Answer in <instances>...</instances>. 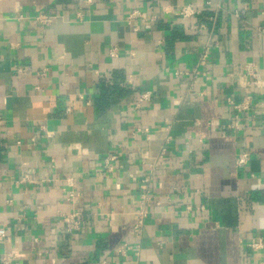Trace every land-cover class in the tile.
Here are the masks:
<instances>
[{"label": "crops", "instance_id": "obj_1", "mask_svg": "<svg viewBox=\"0 0 264 264\" xmlns=\"http://www.w3.org/2000/svg\"><path fill=\"white\" fill-rule=\"evenodd\" d=\"M263 179L264 0H0V264H264Z\"/></svg>", "mask_w": 264, "mask_h": 264}, {"label": "built area", "instance_id": "obj_2", "mask_svg": "<svg viewBox=\"0 0 264 264\" xmlns=\"http://www.w3.org/2000/svg\"><path fill=\"white\" fill-rule=\"evenodd\" d=\"M92 0H87V2H91ZM248 10V6H244L238 10L235 11V15L237 17H244L246 12ZM197 13L196 11H194L190 6H185L182 8L181 10V16L183 18H188L191 15ZM37 20H39L42 23H50L52 21V16L51 14L47 13V12H42L40 14H38L36 16ZM142 19L143 21L147 20V16L140 12L139 10H133L127 17L128 23L132 24V22L135 19ZM135 30H138L137 26L134 27ZM202 28H205L204 24L202 25H197L195 24L193 26V29L196 32H199ZM115 51L116 48H113L111 50V54L115 55ZM208 54H209V48H204L203 49V53L201 56V64H204L207 61L208 58ZM246 69V74L248 76L251 77V79L253 80V83H255V79L257 78V67L255 64H249L245 67ZM178 75H183L184 72L182 71H178L177 72ZM197 74L194 73L192 75V78H196ZM256 84V83H255ZM229 103L232 105V107L237 111H246L248 109L251 108L252 106V96L251 95H247L244 96L242 100H235L233 98H229ZM236 120L234 121L233 125L236 127L237 123H238V114L236 115ZM169 138V136L167 137V139ZM166 152L167 149L165 147H163L160 151L159 156L156 159L155 165H154V169L159 170V168L161 167L162 162L165 160V156H166ZM250 154L249 152H243L241 153L238 158H237V165L242 167L245 166L249 160ZM112 158H115V156H112ZM152 176H146L144 179L141 180L140 183V189H139V196L136 200V208L135 211L133 212V219L135 221L134 225H133V231L136 233L137 236H139L140 234V230L143 226L144 220L145 218L148 216L149 214V204L152 201L153 198V193L150 187V181H151ZM261 185H262V190L264 192V179L261 181ZM75 196L74 191H70L68 198H72ZM64 221L67 222L68 224V231L69 230H80L81 226H80V222L77 218V213L75 214H71L68 217L64 218ZM0 240H8V231L5 227L0 226ZM248 245L255 250L261 249L262 247H264V238L262 237H251V241L248 243ZM136 248H139V245H135ZM132 246L126 245V248H122L120 250V252H125L127 249H131ZM15 255V254H14ZM14 255H9V256H5L2 258V263L3 264H12Z\"/></svg>", "mask_w": 264, "mask_h": 264}]
</instances>
